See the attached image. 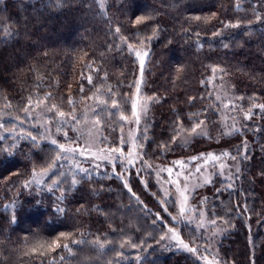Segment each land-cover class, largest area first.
I'll return each mask as SVG.
<instances>
[{"label":"trees","instance_id":"16d2710c","mask_svg":"<svg viewBox=\"0 0 264 264\" xmlns=\"http://www.w3.org/2000/svg\"><path fill=\"white\" fill-rule=\"evenodd\" d=\"M129 45L147 47L141 92L154 99L141 163L168 166L198 153L232 159L246 140L249 158L239 152L238 177L228 184L215 176L193 203L228 229L218 245L223 264H264V0H0V114L23 119L45 103L68 115L93 104L102 144L118 148L139 74ZM215 70L238 114L255 113L231 135L209 83ZM200 120L205 135L181 145ZM56 155L37 125L0 139V264H200L160 247L177 210L149 174L145 185L133 169L126 179L81 177L60 203L35 195L25 185ZM127 242L137 249L125 257Z\"/></svg>","mask_w":264,"mask_h":264},{"label":"rangeland","instance_id":"374dc122","mask_svg":"<svg viewBox=\"0 0 264 264\" xmlns=\"http://www.w3.org/2000/svg\"><path fill=\"white\" fill-rule=\"evenodd\" d=\"M129 51L139 68L135 85L139 83L140 90L137 92L134 85L132 96L129 99V115L125 119H121L123 129L120 145L115 148V151H111L112 148L102 144L100 125L96 122L98 119L93 104H83L77 113H72L77 120H71L68 115L60 117L57 111L52 108L49 109L45 103L41 104V106H33L24 114L23 119L1 113L0 137L12 133L21 124H31L40 127L42 135L46 137L51 145L56 147L57 153L59 151L58 144H64L65 148L87 149L83 155L80 154V151L74 154L61 153L65 158L57 161L48 170L35 173V176L31 177L29 181L31 183H28L29 190L33 191L35 195L41 192L50 193L54 195L59 203L63 199L65 191L70 192L76 187L77 183L75 185L71 183L73 175H75L77 180L83 177L74 167L77 163L80 167L91 170L89 177L109 172L111 175L115 173L121 179H126L128 178L129 169H133L141 183L145 185L146 176L148 174L151 175L163 200L173 202L177 210L176 217L172 218L174 226L171 229L173 231L170 232V228L165 231L161 237L160 247L171 248L188 254L200 264H223L218 256V245L221 238L228 233V229L207 220L202 208L195 206L196 201L193 203V199L197 193L198 196L200 191L211 183L215 176H218L222 182L232 183L236 178L238 162L228 156L215 154L217 159L210 160L207 159L209 153H198L186 159H175L168 166L154 167L141 163V150L146 140V120L154 99L145 97L141 92L143 75L141 77L140 59L143 58L145 65L147 55L145 56L144 54L145 52L148 54L147 47L145 45L131 46ZM209 83L213 89L215 102L219 105V121L224 133L231 135L241 129L243 125L241 117L245 118L248 113L241 116L238 114V107L233 100L231 88L223 81L219 71H213L212 76L209 78ZM133 105H135V115L133 114ZM137 116H139V123H137ZM66 119L68 123L64 124L63 121ZM197 133L200 134L192 132L190 134H182L179 143L187 145L192 142L193 138L204 136L205 130L200 127L197 129ZM52 140H56L57 145L52 144ZM193 157H197V159L193 160ZM118 164L120 167L116 166ZM96 165H99V167H96ZM169 168L172 169L171 175L168 172ZM197 168L200 169L199 172L196 171ZM57 180L61 181V183L53 187L54 181ZM36 181L40 182L37 183ZM54 192L59 194H54ZM182 207L184 209L183 212H181ZM10 208H13L12 204ZM182 225L186 226L189 231L192 230L195 233H193L194 235H197V237L193 238L194 240L197 239V242L191 244L185 241L179 228ZM183 245H188L189 248L197 251H189ZM136 249L128 242L120 247L125 257L135 252Z\"/></svg>","mask_w":264,"mask_h":264},{"label":"snow or ice","instance_id":"6c2138e0","mask_svg":"<svg viewBox=\"0 0 264 264\" xmlns=\"http://www.w3.org/2000/svg\"><path fill=\"white\" fill-rule=\"evenodd\" d=\"M65 2H66V0H57V4H58V5H60V4H62V3H65ZM197 19H199V17H197ZM139 22H140V21L138 20L137 23H139ZM119 30H120L119 27H117V28H116V32H119ZM129 48L131 49V45H129ZM144 55L146 56V55H147V52H145ZM140 65H141V77H142V75H143V65H144V60H143V58L140 59ZM91 79H92V78L89 76V77H88V81H89V83H91ZM141 82H142V81H141ZM135 87H136V89H137V92H139V90H140V84H139V83L136 84ZM81 91H83V87H81ZM49 95H50V94H49ZM47 98H48V97H45V99H47ZM193 99H195V97H190V98H189L190 101L193 100ZM157 102H158V101H157ZM112 103L115 105L117 102L113 100ZM69 104H72L71 99H69ZM29 106H31V103H29ZM51 107H52V108H55L56 106H55V105H52ZM258 107H259V109H260V112H261V113H264V104H261V105H259ZM133 109H134L133 114L135 115V105H133ZM26 110H27V109H26ZM58 115H59L60 117H65L66 114H65V112H63V111H59V112H58ZM253 115H255V113H254V112L252 111V109L250 108V109H249V113H248V115H246L245 119H251ZM96 116L99 117V116H100V113H99V112L96 113ZM68 117H69L71 120H77L76 116H75L74 114H72V113H69V114H68ZM121 119H125V117L121 116ZM96 122H97V123H100L99 120H97ZM63 123H64V124H67V123H68V120H67V119L64 120ZM77 123H79V121H77ZM137 123H139V116H137ZM203 123H204V121H202V120L197 121V122L194 124V126L191 128L190 131H191L192 133L200 134V133H197V129L200 128V126H201ZM58 130H59V129H58ZM255 130H256V131H259V130H261V129L257 128V129H255ZM237 131H239V130H237ZM0 139H3V137H0ZM32 140L35 141V140H36V137H32ZM105 140H106V138H105ZM51 143L54 144V145H57V141H56V140H52ZM57 147H58L59 151H58V153H57V155H56L55 160L53 161V165H50V167L54 166L55 163H56L57 161H59V160L65 158L64 156L61 155V153H73V154H74V153H76L77 151H80V154L83 155L84 151H87V149L79 150V149L65 148L64 144H58ZM115 150H116L115 148H112V149H111V151H115ZM241 150L244 152V156L241 157V160H242V159H245V158H249V154H248V152H247V141H246V140L243 142V144H242V146H241V149H238V151H237V156L239 155V152H240ZM222 155H223V156H231L232 154H230V153H228V152H225V153H222ZM237 156H232V159L235 160V159L237 158ZM192 159L195 160V159H197V157H193ZM207 159H210V160H216L217 157H216L214 154L209 153V154L207 155ZM74 167H75L76 171H78L79 173H81V174L83 175V178H85V179L89 178V176H90V172H91L90 169L82 168V167L79 166L78 163H77L76 165H74ZM96 167H99V165H96ZM221 167H223V165H221ZM196 171L199 172L200 169L197 168ZM168 172H169V174L171 175L172 169L169 168V169H168ZM236 172H237V177H238L239 168H237ZM113 175H115V173H113ZM34 176H35V173H34ZM107 178L111 179V176H109V177H107ZM36 182L39 183L40 181H36ZM29 183H31V182H29ZM58 183H61V181H59V180L54 181V183H53V187H55V185L58 184ZM71 183H72L73 185H75V184L77 183V178L75 177V175H73V178H72ZM209 183H210V181H209ZM27 186H28V184L25 185V187H27ZM125 187H127V184H125ZM49 190H52V189H49ZM129 192H131V189H130V188H129ZM217 193L219 194V190H217ZM185 199H187V197H185ZM137 200H138V198H137ZM204 200H207V198L205 197ZM57 211H62V210H61V209H57ZM183 211H184V209H183V207H182V208H181V212H183ZM159 218H160V217H159V214H157V219H159ZM212 223H215V220H213ZM169 231L172 232L173 229L170 228ZM173 234L175 235V233H173ZM64 247H65L68 251H71V249H68V246H67V245H64ZM183 247H184L185 249L189 250V251H193V252L197 251L196 249L189 248L188 245H183Z\"/></svg>","mask_w":264,"mask_h":264}]
</instances>
